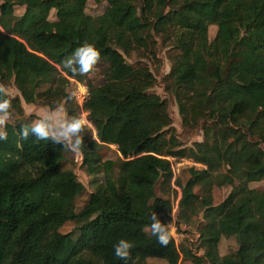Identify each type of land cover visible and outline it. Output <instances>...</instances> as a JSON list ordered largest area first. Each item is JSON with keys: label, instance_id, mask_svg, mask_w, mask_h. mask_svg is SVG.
I'll return each mask as SVG.
<instances>
[{"label": "trees", "instance_id": "1", "mask_svg": "<svg viewBox=\"0 0 264 264\" xmlns=\"http://www.w3.org/2000/svg\"><path fill=\"white\" fill-rule=\"evenodd\" d=\"M86 1L0 0V82L19 92L10 97L0 86L15 116L0 141V264H123L113 249L121 237L133 242L128 264H264V185L250 187L264 180V0H93L102 7L96 15ZM156 38L170 48L163 90L182 126L202 132L190 146L175 135L169 100L151 91L149 66L126 60L156 58ZM85 43L105 70L102 84H86L95 138L82 136L81 166L101 179L77 209L84 186L64 168L69 150L31 135L21 140L19 130L32 123L21 99L49 109L72 101L66 88L81 74L62 61ZM112 145L118 157L104 158ZM171 158L203 167H186L181 180ZM172 185L180 189L176 225L196 228L195 248L172 236L162 245L146 231L153 212L170 220ZM226 187L214 203V188ZM200 213L203 222H195ZM66 222L72 232L60 231ZM230 237L235 250L220 255V239Z\"/></svg>", "mask_w": 264, "mask_h": 264}, {"label": "rangeland", "instance_id": "2", "mask_svg": "<svg viewBox=\"0 0 264 264\" xmlns=\"http://www.w3.org/2000/svg\"><path fill=\"white\" fill-rule=\"evenodd\" d=\"M85 1V0H82ZM105 3H102V6H104ZM23 7L17 6L15 7V11L14 13L16 15H20L23 12ZM102 10V7L100 5H97L93 2V0H87L86 1V12L92 14V15H96L99 14ZM50 19H54V13L52 12V14L49 17ZM216 32V27L214 25H211L209 27L208 30V34H209V38L212 39V37L214 36ZM157 43H156V58H151V57H146V58H140V57H134L132 56L131 58H126V60L129 63H136V62H143L146 63L150 70L153 72L155 78H156V83L155 85L151 88V91L154 93L159 94L162 98H167L169 100V114L171 116L172 119V127L175 129V135L177 137V139L181 142V144L185 145V146H190L193 142L195 141H201L202 140V132L199 128H195V129H189V128H185L182 126V122H181V116L178 113V109L177 106L175 104V102L168 96L166 95V93L163 90V80L162 78L165 76V74L168 73L169 68H170V62L168 59V54H169V47L167 46H163L161 44L160 39L156 38ZM104 70H105V65L104 63H102L101 61L97 60V62L95 63V65L93 66L92 70L90 71V73L88 74H83L80 75V77L78 79H73V81L78 82L80 85H83L84 87L87 88V82H91L94 85H100L104 82ZM70 80V79H69ZM73 81H69L68 83V87H67V92L70 96V98L72 97L71 95V91L72 89L76 86L75 82ZM0 86L2 87V89L4 90V92L10 96H19V92L16 89L15 85L12 84L11 82H0ZM48 86V84H42L38 87L39 90H43ZM76 88V87H75ZM73 102L70 100H66V101H62L60 105H58L59 107H63L66 118L68 119H72L73 117H75L76 114L73 115H69L68 111L71 109H74V105L71 103ZM74 103V102H73ZM21 105L24 111V115L27 119H31L32 123H34L37 119L40 118V116L43 114V112L47 108L46 106H42L40 104H32V103H25L22 99H21ZM57 106V107H58ZM42 107V108H39ZM42 110L39 111L38 110ZM56 108V107H55ZM55 108H53L52 110H55ZM13 118H15V116H10V120L12 121ZM84 137L94 139L95 138V130L92 126V124L89 122V124H85V130H83V135ZM102 155L104 158H109V159H116L118 157V152L116 151V147L115 146H106L102 149L101 151ZM77 154L74 152H67L66 153V157H65V161H64V168L66 169H71L75 172L77 179L83 184L84 186V190L75 198V205L77 209H81L83 207V205L87 202L88 197H89V193L91 191H93L95 185L97 184V181L99 179H101V175H96V176H89L87 175L84 170H83V166H77ZM171 160V159H170ZM176 161H173V164H175V162L180 161V159H175ZM180 164H178V175L181 178V180H186L188 177V174L183 171V169H185L186 167H190L189 165H187L185 162L181 161L179 162ZM264 185V180L259 181V182H251L250 183V187H257L260 188ZM173 187L175 185H172ZM230 188H214L213 191V198H214V203H218L221 200H223V198L226 196V194L229 192ZM157 193L160 195L159 189L157 187ZM177 193L178 196L180 195V189L179 187H177ZM177 196V198H179ZM171 199L173 200V202L176 201L175 199V195L171 194ZM175 199V200H174ZM202 213L199 214V216L195 219V222H199V220L201 222H203V215H201ZM170 224V222H169ZM75 228V224L73 222H66L61 228L60 231L63 233H68V232H72ZM169 229V227H168ZM183 230V231H182ZM147 232H151V228H146ZM181 233V235H180ZM173 236L175 237V241L177 242L178 245L180 244H192V247L195 248V246L197 245L194 241L196 238V228L191 226V228L189 229H181V230H176L175 232H172ZM194 242V243H193ZM236 248V241L234 237H230V238H221L219 243H218V253L220 255H224L227 253H230L232 251H234ZM149 262L152 263H165L164 260L159 259V258H149L148 259ZM10 264V263H8ZM180 264H192L188 261L185 260H181Z\"/></svg>", "mask_w": 264, "mask_h": 264}, {"label": "clouds", "instance_id": "3", "mask_svg": "<svg viewBox=\"0 0 264 264\" xmlns=\"http://www.w3.org/2000/svg\"><path fill=\"white\" fill-rule=\"evenodd\" d=\"M100 52L91 43H85L76 47L71 55L62 61L64 69L72 74H85L92 70L99 59ZM11 101L3 95L0 89V141L8 138L6 126L10 120ZM86 121L83 117L66 118L63 107H56L55 110L46 109L34 123L22 124L19 130L21 140H27L31 135L36 140H51L53 143H62L69 151L77 153L81 151L83 144V130ZM151 231L157 241L167 245L170 240V233L166 223L158 219L155 212L150 216ZM133 242L127 238H119L113 245L114 256L123 264H128L130 250Z\"/></svg>", "mask_w": 264, "mask_h": 264}, {"label": "built area", "instance_id": "4", "mask_svg": "<svg viewBox=\"0 0 264 264\" xmlns=\"http://www.w3.org/2000/svg\"><path fill=\"white\" fill-rule=\"evenodd\" d=\"M69 81H73V79H70ZM73 82H75L76 88L74 87L72 89V91H71L72 97L71 98L73 99L74 104L77 106V113H76L75 117H83L86 121V124H89L90 120L88 119V112L84 109V104L88 98V90L86 87H84L83 85H80L78 82H76V81H73ZM66 90H67V88H66ZM76 154H77V158H76L77 166H80L82 164L83 158H82V155L80 154V152H77ZM171 161H172V171H173L174 175L178 173V171H179L178 164H180L179 162H181V161L185 162L189 166L203 167V165L196 163V162H193L192 160H189V159H180V161L175 162V164H173V161H176L174 158H171ZM173 188H175L177 190V187L174 186ZM177 201H178V198H176V201L172 203V208H171L170 212L168 213L170 220L166 223L167 228L169 227L168 230H169L170 236H172L174 238V240H175V237L173 236L172 232L173 231L175 232L176 230L184 229V228H182V227L180 228L176 225ZM169 222H170V224H169ZM180 235H181V233H180ZM197 238H198V234H196L195 242H197ZM176 244H177V242H176ZM199 252L200 251H198V253Z\"/></svg>", "mask_w": 264, "mask_h": 264}, {"label": "crops", "instance_id": "5", "mask_svg": "<svg viewBox=\"0 0 264 264\" xmlns=\"http://www.w3.org/2000/svg\"><path fill=\"white\" fill-rule=\"evenodd\" d=\"M39 108H42V107H39ZM39 108H38V110H39ZM39 111H42V110H39Z\"/></svg>", "mask_w": 264, "mask_h": 264}, {"label": "water", "instance_id": "6", "mask_svg": "<svg viewBox=\"0 0 264 264\" xmlns=\"http://www.w3.org/2000/svg\"><path fill=\"white\" fill-rule=\"evenodd\" d=\"M202 215V214H201Z\"/></svg>", "mask_w": 264, "mask_h": 264}]
</instances>
